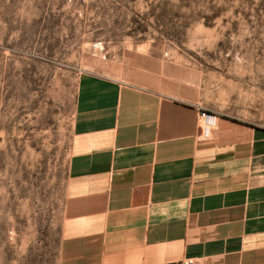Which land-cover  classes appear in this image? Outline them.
I'll return each instance as SVG.
<instances>
[{
    "label": "rangeland",
    "instance_id": "obj_1",
    "mask_svg": "<svg viewBox=\"0 0 264 264\" xmlns=\"http://www.w3.org/2000/svg\"><path fill=\"white\" fill-rule=\"evenodd\" d=\"M87 73L264 131V0H0V264H61Z\"/></svg>",
    "mask_w": 264,
    "mask_h": 264
},
{
    "label": "crops",
    "instance_id": "obj_2",
    "mask_svg": "<svg viewBox=\"0 0 264 264\" xmlns=\"http://www.w3.org/2000/svg\"><path fill=\"white\" fill-rule=\"evenodd\" d=\"M199 110L79 79L61 264H264V131Z\"/></svg>",
    "mask_w": 264,
    "mask_h": 264
},
{
    "label": "built area",
    "instance_id": "obj_3",
    "mask_svg": "<svg viewBox=\"0 0 264 264\" xmlns=\"http://www.w3.org/2000/svg\"><path fill=\"white\" fill-rule=\"evenodd\" d=\"M218 117L209 111L199 110V128L202 134L208 138L212 130L216 127ZM182 264H196L193 259H187Z\"/></svg>",
    "mask_w": 264,
    "mask_h": 264
}]
</instances>
